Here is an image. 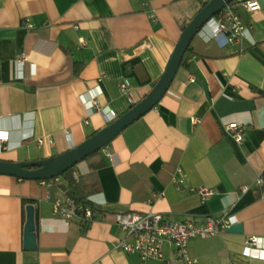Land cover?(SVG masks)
<instances>
[{
	"label": "crops",
	"instance_id": "obj_1",
	"mask_svg": "<svg viewBox=\"0 0 264 264\" xmlns=\"http://www.w3.org/2000/svg\"><path fill=\"white\" fill-rule=\"evenodd\" d=\"M203 2L0 0V159L58 155L107 125L103 112H126L132 104L121 81H130L133 103L142 99ZM256 2L252 11L239 8L249 29L241 41L212 37L208 25L194 35L166 93L103 147L109 155L98 149L48 189L0 174V264H142L115 247L124 232L114 215L127 211L169 221L233 215L241 232L192 238L188 253L198 264H264L241 253L247 236L264 237V185L240 189L264 178V0ZM229 123L244 127L241 144ZM201 186L216 193L202 201L190 190ZM59 189H75L98 214L56 215L47 195ZM27 205L34 249L23 246ZM162 254L145 264L176 258L168 243Z\"/></svg>",
	"mask_w": 264,
	"mask_h": 264
},
{
	"label": "built area",
	"instance_id": "obj_2",
	"mask_svg": "<svg viewBox=\"0 0 264 264\" xmlns=\"http://www.w3.org/2000/svg\"><path fill=\"white\" fill-rule=\"evenodd\" d=\"M209 0H204L207 2ZM242 7L248 11L256 8V0H232L221 8L214 16H212L204 26H211L212 37L222 35L227 42H239L249 32L248 26L244 23L240 16L239 8ZM28 27L32 24L28 23ZM26 60L25 55H20L14 61L17 75L20 76L23 61ZM130 81L124 78L120 83V91L127 96L128 101L134 104L129 96ZM92 107L97 106L95 98L92 101ZM103 112V110H102ZM105 121L107 123L113 121L117 115L113 110L103 112ZM225 129L230 132L234 142L241 144L244 139V127L237 123H229ZM30 133L25 135L26 138L31 136ZM7 132L0 136V146L2 142L7 141ZM41 143V140H38ZM106 155L107 151L101 148ZM76 178L75 172L72 173ZM38 184L44 188L57 186L61 181V176L38 179ZM181 179L176 180V187H179ZM250 185H264V178L257 177L251 183L241 186L242 191L249 189ZM191 191L200 196V200L204 201L216 193L214 189L206 187L191 188ZM160 194L159 196H161ZM47 199L51 201L53 212L67 220H72L75 217L83 219H93L98 210L85 202L75 200L72 196L59 189L55 195H47ZM114 222L123 230L124 236L116 241L115 247L121 249L126 253L137 254L145 264L148 260H161L163 258L162 246L168 243L173 249L176 258L174 260L166 261L165 264H198L197 259L190 256L188 253V242L192 238H206L214 234L223 232L227 227L236 223L233 215L223 213L221 216H207L201 221H194L192 219H184L177 221L166 220L161 213L147 211H127L122 213H115ZM243 255L264 260V237L250 235L244 239L242 248Z\"/></svg>",
	"mask_w": 264,
	"mask_h": 264
},
{
	"label": "water",
	"instance_id": "obj_3",
	"mask_svg": "<svg viewBox=\"0 0 264 264\" xmlns=\"http://www.w3.org/2000/svg\"><path fill=\"white\" fill-rule=\"evenodd\" d=\"M232 0H209L189 20L181 31L179 39L171 53L164 72L138 102L117 116L109 124L105 125L80 144L58 155L31 160L6 161L0 159V174L14 176L20 179L38 180L61 176L64 172L74 167L89 155L95 153L109 143L122 130L140 118L153 108L168 90L172 79L181 63V60L190 46V42L221 8ZM228 232H241V224L234 223L226 228ZM23 246L26 249H34L36 246V233L34 223V207L26 206V222L24 225Z\"/></svg>",
	"mask_w": 264,
	"mask_h": 264
},
{
	"label": "trees",
	"instance_id": "obj_4",
	"mask_svg": "<svg viewBox=\"0 0 264 264\" xmlns=\"http://www.w3.org/2000/svg\"><path fill=\"white\" fill-rule=\"evenodd\" d=\"M205 4H206V2H203L202 6L205 5ZM184 27H185V26L182 27V30H183ZM188 49H189V47L186 49V51H187ZM182 59H183V58H182ZM181 63H182V60H181ZM181 63H180V64H181ZM108 124H109V123H108ZM96 152H97V151H96ZM71 169H72V168H71ZM71 169H69V170L67 171V173H68ZM67 173H63L61 176L64 177V178H66ZM35 181H37V180H35ZM70 181H71V180H70ZM70 195H71L75 200H77V201L85 202V203H88V204H90V205H93L89 200H85V199L82 198V197H78V196H76V194H75V189H72V190H71Z\"/></svg>",
	"mask_w": 264,
	"mask_h": 264
},
{
	"label": "rangeland",
	"instance_id": "obj_5",
	"mask_svg": "<svg viewBox=\"0 0 264 264\" xmlns=\"http://www.w3.org/2000/svg\"><path fill=\"white\" fill-rule=\"evenodd\" d=\"M73 168V167H72ZM64 173H67V171L66 172H64Z\"/></svg>",
	"mask_w": 264,
	"mask_h": 264
}]
</instances>
